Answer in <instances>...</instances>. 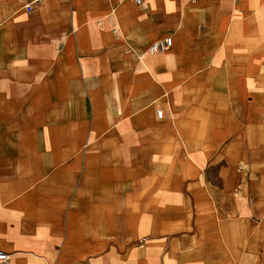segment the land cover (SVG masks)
<instances>
[{
    "label": "crops",
    "instance_id": "crops-1",
    "mask_svg": "<svg viewBox=\"0 0 264 264\" xmlns=\"http://www.w3.org/2000/svg\"><path fill=\"white\" fill-rule=\"evenodd\" d=\"M192 1L0 0L8 264H264V0Z\"/></svg>",
    "mask_w": 264,
    "mask_h": 264
},
{
    "label": "built area",
    "instance_id": "built-area-1",
    "mask_svg": "<svg viewBox=\"0 0 264 264\" xmlns=\"http://www.w3.org/2000/svg\"><path fill=\"white\" fill-rule=\"evenodd\" d=\"M127 1L129 3H132L138 7H141L144 4V0H124ZM26 9L29 12H35V9L29 5L26 7ZM99 25H102L101 22H99ZM115 35H118V30L114 29L113 30ZM173 46V39L171 37H167L165 39H161L156 41L155 43H153L149 48L148 51L151 54H164L166 52H168ZM158 117H162L163 113L162 111H158L157 113ZM10 261V256L2 251H0V264H8Z\"/></svg>",
    "mask_w": 264,
    "mask_h": 264
},
{
    "label": "rangeland",
    "instance_id": "rangeland-1",
    "mask_svg": "<svg viewBox=\"0 0 264 264\" xmlns=\"http://www.w3.org/2000/svg\"><path fill=\"white\" fill-rule=\"evenodd\" d=\"M189 2H191V0H188ZM196 0H193L192 2L194 3ZM158 23H163L162 20H160Z\"/></svg>",
    "mask_w": 264,
    "mask_h": 264
},
{
    "label": "bare ground",
    "instance_id": "bare-ground-1",
    "mask_svg": "<svg viewBox=\"0 0 264 264\" xmlns=\"http://www.w3.org/2000/svg\"><path fill=\"white\" fill-rule=\"evenodd\" d=\"M118 33H119V30H118ZM149 54H151L149 51H148Z\"/></svg>",
    "mask_w": 264,
    "mask_h": 264
}]
</instances>
